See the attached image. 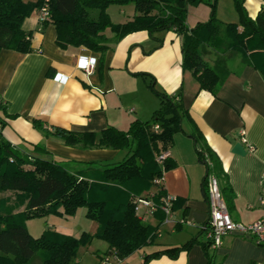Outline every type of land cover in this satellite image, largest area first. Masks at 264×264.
<instances>
[{
  "label": "crops",
  "instance_id": "0c3cea01",
  "mask_svg": "<svg viewBox=\"0 0 264 264\" xmlns=\"http://www.w3.org/2000/svg\"><path fill=\"white\" fill-rule=\"evenodd\" d=\"M24 1L31 4L37 0ZM246 8L249 16L256 19L264 9V0H246ZM124 15L129 18L121 23L132 19L135 9L132 14L124 12ZM224 15L225 18L219 19L221 22L239 23L236 10ZM199 21L202 18L189 20L191 24L188 22V25L193 28ZM23 24L24 30L32 34L33 52L3 50L0 53V101L5 106V110L0 111L3 123L0 134L4 140L28 153H32V145L43 144L51 153L48 158L64 161L71 172L81 170V163L122 162L129 155L128 150L69 147L58 138L46 137L34 126V121L44 123L46 128L96 133L98 140L110 127L127 131L134 121L146 122L160 108L158 97L149 88L152 78L137 76L149 74L155 79L157 91L171 97L181 96L197 129L221 160L235 195L230 209L233 219L247 224L260 219L263 215L260 191L264 171V75L247 64L242 55L236 52L225 55L207 46L202 48V58L210 65L214 66L219 59L226 63L228 74L218 95L214 96L201 90L192 73L183 69L182 38L174 30L153 36L137 32L117 42L115 34L108 31V51L95 53L85 47L61 48L57 44L56 26L41 23L38 9ZM248 47L251 52L263 49L257 37L248 40ZM81 58L87 62L96 59L91 73L79 67ZM184 129L191 132L186 124ZM242 130L247 132V139L255 147L254 153L246 146L245 153H234ZM193 140L185 134H177L166 150L159 144L160 156L166 153L167 158L176 163L164 174L159 186L176 204L172 215L164 221L156 213L142 220L157 228V232L150 244L151 252L145 247L132 254H140L139 264L148 254L182 247L195 238L200 243L182 252L177 259L162 256L149 264L209 262L202 246L209 241L207 169L198 158ZM155 192L153 187L144 195ZM208 250L214 255L213 264H264V248L238 235H227L219 248L211 246ZM107 256L111 259L108 264H126L128 259L120 261L110 254ZM76 262L82 264L78 257Z\"/></svg>",
  "mask_w": 264,
  "mask_h": 264
},
{
  "label": "trees",
  "instance_id": "16d2710c",
  "mask_svg": "<svg viewBox=\"0 0 264 264\" xmlns=\"http://www.w3.org/2000/svg\"><path fill=\"white\" fill-rule=\"evenodd\" d=\"M233 1L239 15L238 24H226L216 17L219 0H37L31 4L24 0H0V53L3 50L24 54L33 52L32 34L24 30L23 23L34 10H40L47 3L50 18L46 23L56 26L57 44L63 49L85 47L95 53H106L109 49L108 31L115 34L117 42L137 32L153 36L174 30L182 38L183 69L192 73L201 90L217 96L228 74L226 63L219 59L214 66L210 65L202 58L204 46L225 55L236 52L264 75V9L252 19L246 0ZM200 3L210 5L212 15L208 22L190 29L187 5ZM129 5L134 6L135 16L125 23H113L109 8ZM253 37L260 40L262 50H249L248 40ZM137 76L152 78L149 88L161 104L150 120H136L127 131L110 127L100 134L98 140L96 133L46 128L44 123L34 121V126L46 137L58 138L69 147L128 150L129 155L122 162L81 163V170L71 172L64 161L48 158L51 153L45 145H32V153L23 152L0 134V264H36L37 259L39 264H79L76 262L79 248L95 238L106 241L110 250L107 254L120 261L152 244L157 228L145 224L137 215L133 197L148 196L144 194H149L153 187L156 188V203L167 196L164 188L155 181L163 179L176 163L169 158L162 163L158 161L159 144H163L166 150L177 134H185L195 141L198 158L207 169V199L208 178L215 175L230 211L235 195L221 160L197 129L181 96L171 97L157 91L155 79L149 74ZM4 110L0 101V111ZM184 124L190 127V133L185 131ZM157 125L159 131L155 130ZM11 191L27 203L24 211L15 214L1 211L5 206L1 195ZM81 208H86L87 217L99 224V230L93 236L76 239L48 230L35 239L27 230L28 220L50 214L70 217ZM156 214L161 215V220L166 219L162 211ZM198 243L195 238L182 247L148 254L142 264H149L162 256L177 259ZM212 245L210 240L202 244L209 259L207 264L214 263V255L208 250Z\"/></svg>",
  "mask_w": 264,
  "mask_h": 264
},
{
  "label": "rangeland",
  "instance_id": "374dc122",
  "mask_svg": "<svg viewBox=\"0 0 264 264\" xmlns=\"http://www.w3.org/2000/svg\"><path fill=\"white\" fill-rule=\"evenodd\" d=\"M134 9L135 8L132 5L126 7L111 6L108 10V13L113 23L115 22V24H118L124 22L125 20H127V18H129L126 17V15H124V12L130 15L134 12ZM187 10H188L187 25L189 20L192 22L196 18H199L200 20L202 18V21L196 23L195 27L200 23L208 22L212 15V8L210 5L206 3L188 4ZM229 10L232 12L236 10L234 1L219 0L216 17L218 19H221L222 17L225 18L224 13H228ZM94 16L96 17L97 15L94 14ZM205 18L207 19L205 20ZM17 196L18 195L15 192L12 191L5 192L3 194V199L5 200V206L1 207V211L5 212L6 214H10L13 212L15 214L24 211L26 209V206L22 207L21 204L27 205V203L25 202V200L19 199ZM7 203H9L10 206L8 207L9 209L7 208ZM22 208L25 209L23 210ZM13 210H17V211H13ZM86 213H87V209L81 208V210L79 209L74 216H70V217L66 215H57V214H50L45 217H38L26 221L27 230L35 239L41 237L48 230L57 232L62 235L70 236L76 239H82L84 235L93 236L98 232L99 227L95 221L87 217ZM150 246L151 245L147 246L148 249L146 250L148 252H151L152 250V247ZM108 250H109V244L106 241L95 238L91 242L82 244V246L79 248L77 257L81 260L82 264H103L104 262L108 264L109 262L108 260H111L107 256ZM139 255L140 254L137 253L135 255H132L130 258L128 257L126 264H139L140 262ZM39 263L40 260L37 259L36 264Z\"/></svg>",
  "mask_w": 264,
  "mask_h": 264
},
{
  "label": "built area",
  "instance_id": "2783aa9c",
  "mask_svg": "<svg viewBox=\"0 0 264 264\" xmlns=\"http://www.w3.org/2000/svg\"><path fill=\"white\" fill-rule=\"evenodd\" d=\"M49 5L46 3L39 10V20L41 23H46L50 18ZM241 30V29H240ZM96 65V59H90L89 62L85 58H81L79 67L88 74L91 73L92 67ZM3 128V123L0 121V132ZM156 131L160 130L159 125L155 127ZM247 132L242 130L240 132V144L246 146L250 152H255V147L247 139ZM168 155L166 153L159 156L158 161L162 163ZM219 179L215 175H210L207 182L208 190V205H209V221L207 228V236L213 243L215 249L219 248L223 244V238L227 235H238L247 239H252L255 245L260 248H264V171L261 175V208L263 215L260 219L252 223L237 222L233 219L228 205L223 197L221 190V184ZM160 180H156V183H160ZM154 195L150 196H134L133 203L135 212L142 219L145 220L149 214L157 213L162 211L166 218L170 217L173 212V204L175 199L172 197L165 196L161 199L160 203H156ZM144 209V212H143Z\"/></svg>",
  "mask_w": 264,
  "mask_h": 264
},
{
  "label": "water",
  "instance_id": "95a60500",
  "mask_svg": "<svg viewBox=\"0 0 264 264\" xmlns=\"http://www.w3.org/2000/svg\"><path fill=\"white\" fill-rule=\"evenodd\" d=\"M246 152V150H245V148H244V146L242 145V144H237L236 146H235V150H234V153H237V154H243V153H245Z\"/></svg>",
  "mask_w": 264,
  "mask_h": 264
}]
</instances>
